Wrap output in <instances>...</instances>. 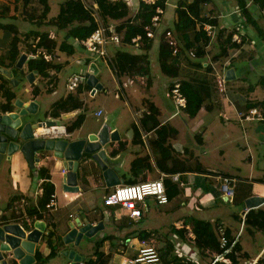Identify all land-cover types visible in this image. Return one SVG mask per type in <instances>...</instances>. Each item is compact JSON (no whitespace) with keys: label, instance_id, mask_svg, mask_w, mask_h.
<instances>
[{"label":"crops","instance_id":"crops-1","mask_svg":"<svg viewBox=\"0 0 264 264\" xmlns=\"http://www.w3.org/2000/svg\"><path fill=\"white\" fill-rule=\"evenodd\" d=\"M179 1L166 0L164 7L166 12L163 17L162 28H171L176 32ZM184 1L191 2L192 0ZM48 3L51 7L48 18L55 17L58 13L55 16L51 15L52 3L50 0H48ZM126 3L130 9L128 18L134 17L140 9V2L138 0H126ZM200 8L202 9V16L211 19L217 18V25L210 22L204 23V30L208 35L209 32L206 27L208 25L213 27V36L209 35L211 39L205 47L206 55L200 58L192 57L189 50H187L184 56L191 58L195 63L190 64L186 58L182 60L180 76L172 77L171 81L164 80L157 73L154 74L164 83L168 96H170L169 90L173 82L177 80L181 82L182 79L187 78L186 76H205L207 79L212 78L213 83H216L217 77L223 76L226 79L224 95L220 93L215 84V91L210 100L211 109L202 108L196 117H190L185 112L186 116L190 117V121L193 118V124L190 126L198 128L194 138L196 141L190 132L184 135V132L175 122L179 110L169 117H162V107L158 102L156 93H154V88L157 86L156 77H153L154 56L158 60L159 48V40L156 38L148 52L150 73L144 76L141 75L137 79L127 75L130 82H137L145 88L148 95L143 100L144 110L141 112H136L135 110L134 117L137 119L131 127L126 129L129 139H124L119 133L120 138L118 140L109 141L103 146L106 150L107 170L104 171L100 165L85 153L79 160V169L77 170L79 190L76 191L67 185V172L65 173L64 171L66 169L64 166L66 161L64 158L56 156L57 151L55 150H38L34 155L33 161L29 160L20 149L11 154L0 156V223H18L27 231L39 227L44 229V234L40 241H44L47 246L43 250H40L37 247L38 245L36 246L34 253L36 260L33 264L38 263L36 257L38 251L43 256H48L55 246L56 255L49 259L46 264H73L69 256L63 253L66 250H73L71 249L73 247H69L72 243L67 245L64 238L72 229L79 228L80 223L103 224L102 228L96 232L103 234L100 240L108 237L101 250L110 256V261L114 259L115 255H120L121 261L119 264L125 257L137 255L140 240L143 238L139 236L140 233L155 232L163 241V246L167 245L166 240H168L173 242L175 246L178 245L181 252L182 250L197 252L201 264H243L245 260L248 261V264H257L264 257V230L257 227V222L255 223L256 225L247 222V215L250 212H264V201L252 208H248L246 205L247 200L254 196L264 198V119L241 120L238 116L240 112H246L250 108H259L264 116V106L254 105L256 102L264 101V43L259 39L254 29L250 28L248 24L246 26L245 18L242 17L241 9L236 0H209L204 2ZM255 12L260 17V23L264 25L258 10ZM109 21L116 24L122 22V20ZM197 27H199V24H197ZM221 28L227 29V32L236 28L237 32L235 33H239L241 37V42L232 39L234 43L227 46V55H219L221 48L218 30ZM52 30L55 33L54 39H57L58 32L61 35V31ZM189 33L191 35L190 38L194 39L196 37L194 32L191 31ZM11 39L12 34L10 32H0V55L5 56L8 54ZM70 42L74 43L73 40H70ZM181 44L183 43L181 42ZM115 45L122 46L118 50L137 54L144 53L141 45H134L132 42L129 44L121 42ZM76 48L81 49V47L76 45L75 51ZM23 50L21 55L24 53L28 54L25 51L26 48ZM56 52L53 60L61 64L62 71L66 62L63 59V55L72 54L62 52L59 49H56ZM115 53L112 56L109 54L112 59ZM27 60L21 67L17 65L26 73ZM104 60L107 62L106 59ZM67 63H69V60H67ZM87 64V69L84 71V74H87V79L75 91L68 90V80L65 83V88L62 87L61 78L59 77L61 71L57 72L54 69L50 72L53 79L43 78L35 73V76L32 79L30 78L29 84L24 85L25 93L22 94L16 91L15 86L25 80L20 76H17V78L15 76L18 84L14 85L17 97L13 102V111L19 110L16 105L17 100H21L26 104L34 102L37 110L35 113L28 115L26 123L45 122L47 125L59 123L66 126L67 135L59 138L46 137L45 139H65L73 142L87 138L93 133H107L106 130L109 127L111 128L109 121L105 119L103 127L98 123L100 121L99 117L104 115V109L102 108H98L93 112V115L96 116V121H93L87 130L84 128L85 123H87L86 115L81 112L84 107L71 112H63L59 116L52 113L54 102L66 97L69 93L76 94L80 87L83 90L78 95L80 99L81 94H85V92H88V95L93 97L97 93L108 89L101 82V68L96 62V58L95 61H88ZM247 67L248 70L257 73V81H249V76H246ZM9 68H11L14 76L12 67ZM90 72L97 78L96 84L88 82V73ZM30 73L28 72L27 74L29 75ZM120 78L119 94L117 93L116 96L119 95V98H121L123 93L127 97V90ZM147 83H150V85L146 88ZM99 84L101 85L100 88L97 87ZM35 86L37 88H34ZM47 97H52L53 99L48 100ZM146 99L152 101L159 108L160 115L158 119L162 124L168 122L178 130L177 136L171 140L176 156L180 160L199 161L210 173L194 170L177 171L175 174H179L180 182L174 181L172 175L171 179L173 183L179 185V192L177 193L172 188L170 190L171 197H169V202L166 204H159L153 197H147L140 205L142 217L139 220H130L126 210L121 208L115 210L106 207L105 197L118 185L153 180L161 175L164 176L165 183V178L167 177V174L158 167L156 154L151 144V140L154 139L156 134L153 130H145L142 126L141 120L147 110ZM4 101L5 99L0 94V103ZM100 109L103 112L98 116L96 112ZM0 113L8 112H3L0 108ZM81 114L85 115L83 124L73 131H68V126ZM208 114L211 115L210 119L205 122ZM215 116L220 117L223 129L217 126ZM233 116H235V124L241 130L229 126ZM64 120H69V122L64 123ZM184 121L185 125L189 126L187 124L190 121L188 122L186 119ZM134 124L139 129L140 136L137 135ZM99 127L101 131L97 132ZM114 130L111 128V131L114 132ZM36 132L38 134V131ZM130 143L134 144L136 148L134 147L133 149L134 156L129 158L126 156V152L129 151ZM123 144H125V147H123ZM199 145L200 147H205V149L200 151L198 149ZM114 151L115 153H113ZM138 158L146 159L145 161H140L137 160ZM135 160H137V165L134 167L133 163ZM167 165L169 167L171 163ZM200 173L203 176L198 175ZM220 176H231L237 179V185L232 196L222 192ZM109 177L111 180L115 177V181L112 182H116V184L111 185L108 181ZM47 179L54 184V205L52 208L46 207L45 210H42L38 203L43 196L44 182ZM192 180H194L193 184L191 183ZM195 182L201 183L205 188H195ZM186 186L190 188L187 189ZM40 188L43 189L42 193L39 192ZM192 199L196 200L195 205L187 209L188 203ZM30 207L31 209L35 207L33 215L28 212ZM19 208L23 211V216L21 217L17 213ZM251 209L252 211H250ZM258 215L262 217L264 214L260 213ZM105 217L108 218V221L105 220ZM195 218L209 221L213 225H222L226 231L231 233L232 238L241 246V251L237 253V261L233 262L226 255H223V257L228 260L219 259L215 261V257L218 255L210 259V257H205L204 254L200 253L199 248L194 245L195 236L192 232L191 220ZM107 222L109 223L107 224ZM108 227L113 233H105ZM183 227L188 230L185 238H182L173 229H181ZM51 232L57 233V240H54L53 243L47 239V235ZM96 233L92 236L97 235ZM112 249L117 251L113 252ZM61 254L64 255V258H62ZM91 258L96 260L95 253H93ZM84 260L85 258L83 257L79 264H87V261ZM12 263L13 260L10 258L9 264Z\"/></svg>","mask_w":264,"mask_h":264},{"label":"trees","instance_id":"trees-1","mask_svg":"<svg viewBox=\"0 0 264 264\" xmlns=\"http://www.w3.org/2000/svg\"><path fill=\"white\" fill-rule=\"evenodd\" d=\"M25 7L30 4L31 0H24ZM41 10L38 12L37 8H34L32 14H25L29 20H20L13 17H0V32H10L12 39L8 54L3 56L0 55V64L5 67H12L13 71L22 70L17 67V62L22 52V47H26L27 53L33 54L27 60V73L36 72L43 78L53 79L50 72L54 69L59 72L62 68L61 64L56 63L53 58L56 55V49L68 54L75 53V39H84L92 34V32L98 27V22L95 16L94 6L87 4L85 0H65L60 5V10L55 17L48 18L51 7L48 0H37ZM98 4L97 12L104 24L111 23L109 20H122L117 24V30L123 35L122 42L131 43L132 38L138 34L142 35V41L140 43L144 53L137 54L124 50H117L111 64L112 69L116 72L117 76L128 75L130 77H140L141 75H148L150 73V60L148 52L153 46V39L147 36L146 25L151 23V18L156 12V5H149L140 3V9L134 17L128 18L130 9L126 0H93ZM209 0H192L187 2L180 0L177 7V22L175 27V33L178 36L180 43V50L177 54L173 53V48L162 42H159L158 48V61L162 72L170 77L176 78L180 76L181 72V61L185 58L190 64L195 63L189 57H185L184 54L194 51L195 57H203L206 55L205 47L210 42V36L204 30V23L210 22L217 25V18H208L202 16V9L200 6ZM242 12V17L245 18L246 26L254 29L259 39L264 43V25L259 21V15H256L257 10L254 6L249 7V0H236ZM166 0H161L160 5L165 7ZM258 7H264V0H255ZM32 4V3H31ZM8 8L2 10L5 12ZM28 13V11L25 10ZM3 14V13H2ZM5 14V13H4ZM3 14V15H4ZM38 15V16H37ZM261 16V15H260ZM262 17V16H261ZM36 21V22H34ZM199 24V27H197ZM50 27L48 30H44L42 27ZM52 27H55V31H65L63 39L58 42L57 39L49 37L50 30L53 31ZM194 32L196 37L190 38L189 32ZM237 29L234 28L232 31L227 32V29L221 28L218 30L219 43L221 53L219 55H227V46L233 42L234 33ZM73 40L74 43H71ZM75 45V46H74ZM233 45V44H232ZM40 52L38 53V51ZM24 51V50H23ZM49 54L51 59L45 58V55ZM37 55V56H35ZM197 63V62H196ZM200 63V62H199ZM197 65V64H195ZM15 77V75H14ZM215 84L212 78H206L201 75H192L189 78L181 80V89L187 98V107L184 111L190 117H196L202 108L211 109L210 100L212 94L215 91ZM150 85L147 83L146 88ZM34 88H37L35 86ZM0 90L1 95L5 99L4 102L0 103V108L3 112H12L14 110V100L17 94L14 90V84L11 79L0 73ZM83 90L81 87L77 93H69L66 97L60 98L53 104L52 113L59 116L63 112H71L76 109L84 107V101L79 98V94ZM146 113L142 118V126L145 130L154 131L156 136L151 140L152 147L156 154V160L158 167L161 171H164L167 175L165 178V185L167 189L168 197H171L170 190L174 188L176 192H179V185L173 183L171 175L177 173V171H199L203 173H210L199 161L192 164L191 160L188 159L180 160L172 146L171 140L174 139L178 130L170 123L162 122L158 119L160 115L159 108L152 102L146 99ZM255 106H264L263 102L254 103ZM85 120V115L81 114L77 119L68 126V131H73L79 128ZM137 130V135L140 136V131L134 124ZM125 147V144H123ZM115 153V151L113 152ZM146 158H138L137 160L145 161ZM137 160L134 161L133 166L137 165ZM139 162V161H138ZM171 163L168 167L167 164ZM180 164V165H179ZM54 184L50 180L44 182V193L39 199V206L42 210H45L48 203L51 201L54 195ZM33 207L28 210L29 214L33 215ZM252 211V209L250 210ZM19 217L23 216L22 209H18L17 212ZM264 214L263 211L258 213H249L247 215V222L255 224L257 227L264 230V215L259 216L258 214ZM192 232L195 236L194 245L199 248L200 253L204 254L205 257L214 258L216 255H226L233 262L237 261V253L241 251V246L235 241L231 233L226 231L229 243L222 248L220 242V235L218 232V226L213 225L209 221L203 219H192ZM256 225V224H255ZM176 233L182 238H185V234L188 233L187 228L181 229L173 228ZM140 237H146L145 239L150 240L161 252L162 260L164 264H184L185 258L176 253V246L173 242L167 241V245L163 246V241L160 236L155 233H140ZM51 243L54 242L51 238H47ZM108 240L104 238L96 243L95 255L96 260L90 258L88 262L90 264H108L110 256L106 255L102 249L104 242ZM56 247V246H55ZM52 250L48 256H43L39 251L37 252V264H46V262L56 255V250ZM230 249V250H229ZM229 250V251H227ZM17 264V263H12ZM257 264H264V257L261 258Z\"/></svg>","mask_w":264,"mask_h":264},{"label":"built area","instance_id":"built-area-1","mask_svg":"<svg viewBox=\"0 0 264 264\" xmlns=\"http://www.w3.org/2000/svg\"><path fill=\"white\" fill-rule=\"evenodd\" d=\"M88 5L94 6L95 16L97 19L98 27L92 32V34L84 39H75V44L88 52L91 53L96 59L102 58L106 59L109 63H112V57L108 52V43L113 42L115 44H120L122 42V34L117 30L116 23L104 24L100 15H98L97 8L98 4L92 0H85ZM140 3H145L149 5H156V12L151 18V23L146 25L145 29L147 36L153 40L158 38L173 48V53L177 54L180 50V40L174 30L171 28H162V21L165 15L164 6L160 5L161 0H138ZM248 6H254L257 8L259 14L262 16L264 22V7H258L255 0H249ZM206 29L210 36H213V27L208 25ZM49 37L54 38V31H50ZM234 41L241 42V37L239 33H235L233 36ZM142 41V35L138 34L132 38V43L134 45H140ZM40 50L38 51V53ZM34 56L33 54H31ZM190 55L195 57V52L191 51ZM37 56V55H35ZM45 58L50 60L51 56L49 54L45 55ZM87 79V74H73L67 82V88L69 91H75L82 85ZM216 86L218 90L223 95L226 90V79L221 76L216 79ZM170 97L174 100L176 108L178 110L185 109L187 107V98L181 89V82L174 81L170 90ZM103 112L102 109L98 110L96 114L99 116ZM241 120H263L264 116L259 108H250L246 112H240L239 115ZM40 131V132H39ZM39 134L43 138H59L67 135V129L65 125L59 123L47 125L46 123L42 128L38 129ZM65 173L67 172L64 169ZM172 179L174 181L180 182L179 174H173ZM221 179V190L228 196H232L234 189L237 185V179L231 176H220ZM182 184V183H181ZM39 192L42 193L43 189L40 188ZM147 197H153L157 203L166 204L169 202V197L167 194L166 185L164 183V176L161 175L157 179L142 181L132 184H122L114 188L105 197V206L118 210L119 208L124 209L128 212V218L130 220H139L142 217V210L140 205L146 200ZM54 205V196L48 203L47 207L52 208ZM218 232L220 235L221 247L224 248L228 243V237L226 235V230L222 225H218ZM47 238L52 240H57V233L51 232L47 235ZM230 250V249H229ZM227 250V251H229ZM176 253L185 258L184 264H201L197 256V252L187 250L182 252L179 250V246L176 245ZM219 259H224L223 254L215 257V261ZM228 260V259H224ZM121 264H164L162 260V254L159 249L150 241L145 238L140 240V247L136 256L125 257Z\"/></svg>","mask_w":264,"mask_h":264},{"label":"rangeland","instance_id":"rangeland-1","mask_svg":"<svg viewBox=\"0 0 264 264\" xmlns=\"http://www.w3.org/2000/svg\"><path fill=\"white\" fill-rule=\"evenodd\" d=\"M64 1L65 0H50V2L52 3L51 15L55 16L59 12L60 4L63 3ZM24 3H25L24 0H0V17H3V16L13 17V18L20 19V20L26 19V21H28L29 19L26 18V15L32 14L34 12V8H37V9L39 8L38 12L39 10H41V6H39V3L37 0H31L27 8L25 7ZM4 8H8V9L5 12H3L2 10H4ZM25 10L28 11V13L25 12ZM40 12L37 14H40ZM2 13L3 14L5 13V14L3 15ZM42 28L44 30H48L50 27L43 26ZM52 28L55 29V27H52ZM58 34L60 35V32H58ZM59 35L57 36V40L60 43V41L64 37V31H61V35L60 36ZM26 47L27 46L23 47V49H25ZM121 47H122L121 45H115V43L109 42L108 52L112 56L115 53V51L118 49H121ZM63 59L66 60V62L64 63L63 69L62 71L60 70L61 72L59 74L63 88H65V83L67 82L70 76L76 73L84 74V71H86L87 69L86 67V65H88L87 62L95 61V57H93L90 52H88L87 50L83 48L81 49L76 48L75 53L72 55L64 54ZM67 60H69V63H67ZM154 60H155V63H154V68H153V77H156V84H157V86L154 88V93H156L158 102L160 103L162 107V117L165 118V117H169L170 115L178 111V109L176 108L174 100L170 96L167 95L164 83L161 82L160 79L156 75L154 76V74L155 73L159 74V76L166 81H169V80L171 81L173 78L164 75V73L161 71L160 64L156 56H154ZM96 62L99 64L101 68V75H100L101 82L105 86H107L108 89L106 91L97 93V95L93 97L89 96L88 92H85V94H81V99L85 101V106L81 110V112L86 115V119H87L86 121L87 123H85L84 128L85 130H87L89 126L93 123V121H96V116L93 115V112L98 108H102L104 109V115L99 117L100 121L98 123L103 127L105 123L104 120L107 119L109 121L108 123L111 125V128L115 129L114 131L117 130L124 139H129V136L126 133V129L131 127L133 122H135V120L137 119L134 117L135 110L136 112L137 111L141 112L144 110L143 100H144V97L148 95L147 92L145 91L146 89L140 86L137 82H130L129 77L127 75H124V76H121L120 79L122 80V83L127 90V97L122 93V97L119 98V95L116 96L117 93L119 94V89H118L120 87L119 78L115 74L110 63H108V61L106 62L102 58L96 59ZM14 74L16 78L17 76H20L25 80V81H22L17 86H15L16 91L20 92L21 94L25 93L24 85L29 84L28 74L26 73V71H22V70L17 71L16 69H15ZM246 76L247 77L249 76V81L251 82H255L258 79L257 73L254 71L248 70V67L246 69ZM186 77L189 78L191 76H186ZM0 94H1V90H0ZM47 99L49 100L53 98L47 97ZM210 116L211 115L208 114V116L205 119V122H207L210 119ZM215 117H216L215 120L217 122V126H220V129H223L222 128L223 125L221 123L220 117L219 116H215ZM185 119L188 122L190 121V117L188 115L186 116L185 111L179 110L177 117L175 119V122L179 125L180 129L184 132V135L190 132L192 137L194 136L193 137L194 139L195 134L198 131V128H193L192 126H190L193 124V118L187 124L189 126L185 125V121H184ZM234 119H235V116L231 118V122L229 126L233 128H238L239 130H241V128L235 124ZM23 120L27 121L28 116L23 117ZM68 122L69 120H64V123H68ZM180 124H183V125L180 126ZM111 128L109 127V129H107L106 132L111 134L113 132L111 131ZM100 131L101 130L99 127L97 132H100ZM109 147H111V145ZM129 147H130L129 151L126 152V156L130 158L134 156L133 149L135 146L134 144L130 143ZM198 149L200 151H203L205 147L203 146L200 147L199 145ZM191 162L192 164L195 163L194 161H191ZM198 175L203 176L202 173ZM193 181L194 180H192L191 182L192 184H193ZM195 183H196L195 188H199V189L202 187L205 188L204 185H202L201 183L199 182H195ZM188 188L190 187L188 186L187 189ZM195 201H196L195 199L190 200L188 203L187 209H189L191 206H194ZM105 220L108 221V218L105 217ZM108 223L109 222H107V224ZM42 230L44 231L43 228ZM105 233H113V232L108 227ZM96 234L97 235H95L94 237L86 235L84 236L80 244L72 243L69 246L70 248L73 247L71 249L76 250L80 255H82L87 261V264H89L88 260L92 257L94 253V249L96 248V242L100 240L103 235L102 233H96ZM37 245H38L37 247L40 250H43V248L47 246L44 241H40ZM112 250L113 252H115L116 249H112ZM61 256L62 258H64V255L61 254ZM119 257L120 255L118 256L115 255L114 259H112L108 264H119L121 261ZM218 264H222V263H218ZM243 264H248V261L245 260Z\"/></svg>","mask_w":264,"mask_h":264},{"label":"water","instance_id":"water-1","mask_svg":"<svg viewBox=\"0 0 264 264\" xmlns=\"http://www.w3.org/2000/svg\"><path fill=\"white\" fill-rule=\"evenodd\" d=\"M28 59L27 54H22L18 66L21 67ZM0 73L11 79L14 85L18 84V80L13 76L11 68L0 64ZM36 72H31L28 79H32ZM90 84H96L97 78L88 73ZM31 81V80H30ZM98 88L101 87L99 84ZM18 111L8 113H0V156L11 154L19 149L33 161L35 153L42 149H51L57 151L56 156L64 158L65 168L67 169V185L70 188L79 190L77 180V170L79 169V160L86 153L105 171L108 169L106 163V150L103 148L109 141H115L120 138L119 132L116 130L111 134L93 133L87 138L69 142L65 139H45L36 131L42 128L45 122H28L23 120L29 114H33L37 110L34 102L26 104L21 100L16 101ZM50 123V122H49ZM108 176V175H107ZM115 181V177L111 180ZM116 184L112 182L111 185ZM264 201L261 197H252L247 200V207H256ZM102 223L92 225L91 223H80L79 228L72 229L64 238L67 244H80L84 236H92L98 229L102 228ZM44 231L41 227L27 231L18 223H0V264H9V259L17 264H33L35 262V248L40 242ZM65 255L73 261V264H79L83 259L76 250H66Z\"/></svg>","mask_w":264,"mask_h":264},{"label":"clouds","instance_id":"clouds-1","mask_svg":"<svg viewBox=\"0 0 264 264\" xmlns=\"http://www.w3.org/2000/svg\"><path fill=\"white\" fill-rule=\"evenodd\" d=\"M28 55V58H30L32 55L31 54H27ZM34 57V56H33ZM182 110H184V109H182ZM110 209H112V208H110ZM92 224V223H91ZM93 225V224H92Z\"/></svg>","mask_w":264,"mask_h":264},{"label":"bare ground","instance_id":"bare-ground-1","mask_svg":"<svg viewBox=\"0 0 264 264\" xmlns=\"http://www.w3.org/2000/svg\"><path fill=\"white\" fill-rule=\"evenodd\" d=\"M108 181H109L110 184H112V181H111L110 177H109Z\"/></svg>","mask_w":264,"mask_h":264}]
</instances>
